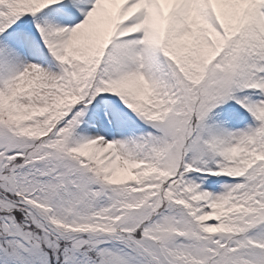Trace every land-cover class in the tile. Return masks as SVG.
<instances>
[{
    "label": "snow or ice",
    "instance_id": "snow-or-ice-1",
    "mask_svg": "<svg viewBox=\"0 0 264 264\" xmlns=\"http://www.w3.org/2000/svg\"><path fill=\"white\" fill-rule=\"evenodd\" d=\"M0 264H264V0H0Z\"/></svg>",
    "mask_w": 264,
    "mask_h": 264
}]
</instances>
